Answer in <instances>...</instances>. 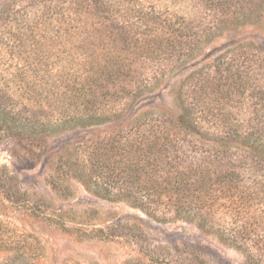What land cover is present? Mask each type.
Returning <instances> with one entry per match:
<instances>
[{
    "label": "trees",
    "instance_id": "16d2710c",
    "mask_svg": "<svg viewBox=\"0 0 264 264\" xmlns=\"http://www.w3.org/2000/svg\"><path fill=\"white\" fill-rule=\"evenodd\" d=\"M138 1L0 5V140L13 139L25 154L38 156L53 134L114 121L103 136H82L75 153L64 148L58 157L49 156L52 187L61 190L60 180L78 177L90 192L127 200L148 214L165 203L177 217L222 207L238 235L249 233L261 221L253 208L262 201L264 182L247 177L260 167L258 137L227 106L231 86L244 91L255 71L238 55V44L225 46L211 61H197H203L200 67L180 79L173 90L176 113L143 105L150 81L132 84L136 57L172 58L185 67L216 32L245 17L230 14L233 0H203L211 20L193 29L184 17L164 18ZM252 59L264 62V55ZM103 235L117 243L123 239ZM6 240L0 239V247ZM136 251L120 264H171L140 247ZM64 264L96 262L68 258Z\"/></svg>",
    "mask_w": 264,
    "mask_h": 264
},
{
    "label": "rangeland",
    "instance_id": "374dc122",
    "mask_svg": "<svg viewBox=\"0 0 264 264\" xmlns=\"http://www.w3.org/2000/svg\"><path fill=\"white\" fill-rule=\"evenodd\" d=\"M5 1L0 0V5ZM247 1L229 3L230 14L245 19L216 32L185 67L174 63L172 58L159 61L136 57L132 84L150 81L152 92L145 93L143 105L162 106L176 113L173 90L180 79L200 67L203 61L199 64L197 61H211L225 46L238 44V55L246 56L255 71L249 74L244 91L231 86L227 106L231 115L258 137L260 167L248 172L247 177L264 182V62L252 59L264 55V0ZM138 3L143 10L164 18L179 21L184 17L193 29L211 20L203 0H139ZM114 124L110 121L53 134L45 144V151H39L38 156L25 154L13 139L0 140V239L8 242L0 247V264H64L68 258L120 264L137 256L139 247L171 264H262L264 193L262 201L253 208L261 221L252 225L249 233L239 236L236 224L223 219L222 207L212 213L202 212L197 216L184 213L177 217L165 203L157 212L148 214L127 200H109L90 192L78 177L60 180L61 190L52 187L54 164L51 162L53 167L48 164L49 156L58 157L64 148L75 153L82 136H103ZM57 222H63L68 230L60 229ZM99 228L123 239H119L120 243L110 241ZM16 240L28 242L31 247H22Z\"/></svg>",
    "mask_w": 264,
    "mask_h": 264
}]
</instances>
